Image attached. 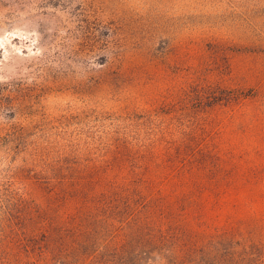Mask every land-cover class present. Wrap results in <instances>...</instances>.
Segmentation results:
<instances>
[{"label":"rangeland","instance_id":"1","mask_svg":"<svg viewBox=\"0 0 264 264\" xmlns=\"http://www.w3.org/2000/svg\"><path fill=\"white\" fill-rule=\"evenodd\" d=\"M0 264H264V0H0Z\"/></svg>","mask_w":264,"mask_h":264}]
</instances>
